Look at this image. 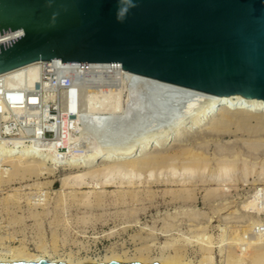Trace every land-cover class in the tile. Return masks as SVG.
Masks as SVG:
<instances>
[{"label":"rangeland","instance_id":"374dc122","mask_svg":"<svg viewBox=\"0 0 264 264\" xmlns=\"http://www.w3.org/2000/svg\"><path fill=\"white\" fill-rule=\"evenodd\" d=\"M175 99L170 96L163 98L159 105L161 108L152 113L149 122L145 115H142L144 118L137 114L139 120L135 125L138 123L139 127L137 124L134 134H140V131L142 136V131L155 132L161 125L176 124L179 121L176 117H181L182 112L184 114L191 106L186 104L187 99H181V104L185 102L182 104L184 107L179 106L178 99ZM225 111L216 108L213 115L194 128H189L188 123V126L174 130L166 140H159L164 143L163 152H181L184 147H191L192 150L184 154L186 157L195 153L205 154L210 157L213 168L217 167L215 161L237 160L234 163L231 159L236 168L231 172V179L222 182L227 195L221 193L223 186L220 184L201 185L183 168H165V165H175L177 160L159 169L139 170L138 167L121 166L111 171L104 168L110 162L100 158L92 166L97 171L91 175L84 174V167L79 166L83 163L81 158L76 159L74 165L64 161L56 164L47 162L46 170L40 169L36 162H30L32 159L29 160L32 164L27 163L33 166L16 169H13V161L4 162L7 164L0 169V253L11 257L10 251L20 248L47 259H62L61 262L67 264L113 261L202 264L208 261L206 255L209 254L213 264H225L224 256L241 252L240 244L246 248L249 240L255 241L254 238L259 235L257 229L261 226L257 223H264L263 213L257 215L253 212L252 215V207L242 209V205L251 202L261 191L259 188L264 187V112ZM141 117L147 122L139 123L142 122ZM87 123L84 125L92 129ZM110 128L111 136L106 131L108 135L101 132L103 137L99 138L107 141L105 145L122 139L112 136L119 134H115V128ZM206 131L208 134H205ZM179 133L182 135L180 138ZM184 133L189 137L185 135V139L179 141ZM84 135L81 127L74 134L81 140L74 144L79 153L85 150ZM127 137H123L125 141L129 140ZM115 138L118 140L115 141ZM9 139L5 138V143L0 141V145H9L6 143L14 138ZM157 141L152 142L155 144ZM99 143L103 147V143ZM145 148L143 150L148 154L156 152L154 146ZM140 155L143 156L138 151L131 158L137 159ZM178 161L181 163L183 160ZM206 171L211 177L209 169ZM217 187L220 191L213 192V198L208 191ZM197 225L207 227L208 233L202 232L211 236L199 233L203 229ZM222 227H226L225 233ZM236 235L239 236L238 243L232 241ZM206 245L212 246L211 250L205 248Z\"/></svg>","mask_w":264,"mask_h":264},{"label":"water","instance_id":"95a60500","mask_svg":"<svg viewBox=\"0 0 264 264\" xmlns=\"http://www.w3.org/2000/svg\"><path fill=\"white\" fill-rule=\"evenodd\" d=\"M136 2L119 23L116 0H0V35L22 31L0 43V73L52 59L116 62L216 96L264 102V0Z\"/></svg>","mask_w":264,"mask_h":264},{"label":"bare ground","instance_id":"6f19581e","mask_svg":"<svg viewBox=\"0 0 264 264\" xmlns=\"http://www.w3.org/2000/svg\"><path fill=\"white\" fill-rule=\"evenodd\" d=\"M102 66L106 70H112L113 75L111 77H107L105 75H104V77L100 76L98 79H95V80H98L96 85L88 86V85H86L85 79H83L79 76L75 77V81H76L78 87L80 88L79 91L82 94L81 95L82 101L80 103L81 113L79 115V119H80V127H81L82 131H84V134H85L84 135V138H85L84 142L86 144L83 142L85 144L84 152L83 153H76V152L70 150V152L67 153V152H60V151H57V149H54L53 153L44 154L43 152H40V151H34L35 149L32 145H19L17 138L12 137L11 139H13V138L14 139L9 141V142L13 141L15 144L6 145V146L0 145V169H3L2 168L3 164L9 163L8 161H10V162L13 161V167H14V168L12 167L13 169H16L18 167H20V168L21 167L25 168L27 166L30 167V166H33V165H30V164H32L30 162H34V163L36 162L37 164L36 163L35 164L37 166H40L39 167L40 169L45 168V170H46L45 164L47 162H49V163L52 162V163L56 164V163L64 161V163H66V164L74 165L77 162L76 159L81 158L83 163H81L79 166L84 167V170H85L84 174L91 175L97 171V169L93 168L92 166L100 158L104 159L106 162H110L106 166H104V168L111 170V171L118 168V167H121V166L122 167H126V166L138 167L139 170H144V169L150 170L153 168L159 169L158 167L161 168L165 164H168L169 162L173 163L174 161L177 160V162H174L175 165H173V164L172 165H170V164L165 165V168H169L171 166H173V169H175V170L178 168L179 169L183 168L186 172H188L191 176H193L197 182H200L201 185H206V184H210V183H217V184H220L223 186V188H220V189H222L221 193H225V187H224L225 184L223 185L222 182L227 181L228 178H230L231 172L232 171L234 172V170H236V168L234 167V164L231 162L232 158L230 159V161H229V159L228 160L225 159L228 162L215 161V165L217 162V165H216L217 167L213 168V166L209 162L210 157L208 158V156L207 157L204 156L205 154L199 155L198 153H195L194 155H191V156L188 155L186 157L184 154L189 153L188 151L192 150L191 147H184V150H182L183 148L181 147L182 148V149H180V150H182L181 152L180 151L163 152L161 148L163 147L164 143H162L159 139L164 138L166 140V137L170 136V134L174 130L182 128V127H186V125L188 126V123H189V128H194L195 125L197 126V124H199L202 120H205L206 118H209L211 115H213V112L215 111L216 108L226 110L225 111L226 113L229 111L232 112V110H234V109L240 111L239 113H241V112L242 113H244V112H247V113L248 112H264V102L262 100L257 99V98L249 99V98H244L240 95L216 96V95H213V94H210L207 92H203L200 90H196V89H192L189 87H185V86L177 85V84L166 82V81H161V80H158L155 78L147 77L144 75L136 74V73H133V72H130V71L124 69L123 66L117 65V64H111V63L108 64L107 63V64H104ZM24 68H27L28 71H24ZM9 72H11V73L14 72V73L18 74L19 76H25V78L29 79L30 84H34L37 81L39 74H40L39 62H34V63L27 65L26 67L17 68L15 70H11ZM87 88H88V90L86 91ZM168 96H170V98L172 97L174 99L177 98L178 99V105L181 104V99H183V100L187 99L189 101L191 100L192 104H191V101L190 102L188 101L189 103L186 101V104L190 105L191 107H188L186 105L189 108L188 109L185 106L184 109L187 108L186 111H184V109L181 108L184 111V114L182 111H181L182 112L181 115L178 113L181 117H179V116L176 117V119L177 118L179 119V121L177 120L178 122L176 124L173 123L172 125L171 124L161 125V127H159V128L157 127L158 129L155 130V132L152 130L149 132H146V133H145V131H142V132H144V135H142V136H141L140 131H139L140 134H134L135 131L137 132V129L139 127L138 123H137L138 125L136 124L138 127L135 125V122H137L139 120V119H137L139 117L136 118L137 114H140L141 116L145 115V117H147V120L149 122L150 116L153 115L152 113H155L156 111H158L161 108L159 105H161L160 103H161L162 99L165 97H168ZM179 98H180V100H179ZM177 99H175V100L177 101ZM183 103H185V102H183ZM167 104H165V105H167ZM182 104H181V106L184 107ZM162 109H163V107H162ZM181 109H179V111ZM142 117H144V116H142ZM142 117H141V119H142ZM143 119L141 120L142 122H139V123L142 124V123L147 122V120H145V119L143 120ZM86 121H88V123L92 129L89 130V128L87 127L88 125L87 126L84 125V123L86 124ZM174 126H176V127H174ZM110 127L115 128L114 129L115 134L116 133L119 134L118 136H116L114 134L112 136H114L116 138L119 137L120 139L122 138L121 140L124 142H122L121 140L117 142L116 140H118V139L115 138L116 142L114 144H112V142H110L111 144L105 145V143H107V141L105 142L104 140H99L100 137H103L104 132H106V131L110 132L111 131L112 128H110ZM135 128H136V130H133ZM155 129H156V127H155ZM101 132H103V133H101ZM105 134L107 136L108 132H106ZM110 134H112V133L110 132L109 136H111ZM205 134H208V132L206 131ZM125 135H127L128 136L127 138H129V140L126 138L127 142L124 140L125 138H123V137H125ZM131 135H133V136H131ZM134 135H140V136H134ZM176 135H178V134H176ZM185 135L189 137V135L184 133L183 138L179 139V141L184 140ZM179 136H182V135H180V133H179L178 137ZM105 137H104V139H105ZM137 137H138V139H137ZM108 138H110V137H108ZM98 140L100 141V143L101 142L103 143V144L101 143L103 147H101V145L100 146L98 145V143H99ZM153 140H158V141L154 144L152 142ZM175 140H176V138H175ZM60 143H61V141H56L54 143V145L57 146ZM148 146H149V148H150V146L151 147L154 146L155 147L154 149L156 150V152L151 153V154L146 153V151H144L143 149L145 147H148ZM138 151L143 156L140 155L141 157H139L137 159L131 158L134 155H136V153ZM213 158L215 160V157H213ZM235 158L237 159V156ZM122 159H126V160L120 161ZM179 159H182L183 161L181 163H179V161H178ZM29 160H31V161L29 162ZM172 160H173V162H172ZM233 160L234 159H232V161ZM6 161H7V163H4ZM223 161H224V159H223ZM234 161L233 162L236 163L237 160H234ZM240 161H242V160H240ZM27 162L30 164H28ZM177 163L179 165H177ZM238 163H239V161H238ZM243 165H245V164H243ZM37 166L36 167L34 166V167L37 168ZM207 169H209V173H210L211 177H209L206 174ZM241 169H244V168H241ZM252 169H254V168H252ZM49 171L52 172V170H49ZM1 173H3V172H1ZM244 173H246V171ZM246 176H247V174H246ZM172 180H174V179H172ZM0 181H1V178H0ZM168 181H170V180H168ZM194 185H196V184H194ZM193 188L196 189L195 187H193ZM218 188L219 187H217V189H214L213 191L212 190L208 191L209 193L211 192L209 195L211 196V194L213 192H214V194H216L215 192L220 191V190H218ZM259 189L261 191L254 196V198L251 202H249V203L247 202V203H244V205H242L243 210H244V208L249 209V207H252L253 208L251 210L252 215H253V212H256L257 215H258V213L264 214V187H260ZM222 196H225V195L222 194ZM212 197H213V194H212ZM217 197H218V195H217ZM258 198H259V200H256ZM212 202H214V201H212ZM226 203H228V202H226ZM216 211H217V209H216ZM215 213H217V212H215ZM232 215L235 217L234 214H232ZM236 215H238V214H236ZM244 215L247 216L246 212ZM229 216H227V217H229ZM258 221H259V219H258ZM257 225L262 226V225H264V223L261 224V222H258ZM199 226L197 225V227L199 229H203L199 233H202L204 236L205 235H207L208 237L211 236V234L209 235V234L205 233V232L208 233V231H206L207 227H205V226L199 227ZM202 231H205V232H202ZM226 231H227L226 227H222V232L225 233ZM257 233H255L254 235H257ZM236 234H238V232H236ZM238 235H236V237H233L232 238L233 240L232 239H230V240L236 241L238 243V241H239ZM263 236H264V232H259V235H257V239H255L256 237L254 238L255 241L249 240V244L245 242L246 245L247 244L249 245V246L247 245L246 248H242L241 244L239 243L240 244L239 247L241 249V252H240V250H239V252L236 251L237 253L233 251L234 253H230L226 257L224 256L225 264H264V239H263L264 237ZM240 239L242 240V238H240ZM244 239H245V236H244ZM240 242L242 243V241H240ZM232 245H234V243H232ZM209 246H207L205 248L210 249L212 247V246L211 247H209ZM10 252H11V257H7V256L0 253V262H18V261L39 262L41 259H44L48 262H61L62 261V259H53V258L47 259L44 256L35 255L33 253H29L26 250L20 249V248H13L12 251H10ZM10 252H8V253H10ZM230 252H232V251H230ZM206 256H207L208 261L202 263L204 260L203 259L201 263L202 264H213L211 262V259H210L211 256L209 254ZM212 261H213V259H212ZM165 264H172V263L166 262Z\"/></svg>","mask_w":264,"mask_h":264},{"label":"built area","instance_id":"2783aa9c","mask_svg":"<svg viewBox=\"0 0 264 264\" xmlns=\"http://www.w3.org/2000/svg\"><path fill=\"white\" fill-rule=\"evenodd\" d=\"M21 35V30L1 34L0 43ZM38 62L40 74L34 84L14 72L0 73V141L5 143V138L16 137L19 145H32L34 151L49 154L57 149L79 153L74 144L81 140L74 134L80 129L82 94L75 77L79 76L86 80V85L93 86L100 76L113 75L112 70H106L102 65L122 64L64 62L61 59ZM24 71H28L27 68ZM56 141L61 143L56 146ZM257 230L258 234L264 232V225Z\"/></svg>","mask_w":264,"mask_h":264},{"label":"clouds","instance_id":"9594fccd","mask_svg":"<svg viewBox=\"0 0 264 264\" xmlns=\"http://www.w3.org/2000/svg\"><path fill=\"white\" fill-rule=\"evenodd\" d=\"M117 10H116V20L119 23H123L130 10L137 7L136 0H116Z\"/></svg>","mask_w":264,"mask_h":264}]
</instances>
